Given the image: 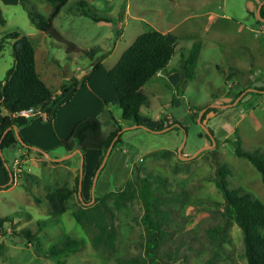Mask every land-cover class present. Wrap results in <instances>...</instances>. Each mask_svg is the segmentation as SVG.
<instances>
[{"label": "rangeland", "instance_id": "374dc122", "mask_svg": "<svg viewBox=\"0 0 264 264\" xmlns=\"http://www.w3.org/2000/svg\"><path fill=\"white\" fill-rule=\"evenodd\" d=\"M26 1L25 5L19 0H0V37L13 30L28 37L35 50L36 70L53 91H61L66 77L84 72L92 59L102 57L101 66L90 76V88L95 91L101 85L106 105L100 108H108L123 127L121 140L107 155L103 169H99L93 190L97 152L84 153L82 198L76 189L69 207L60 214L52 212L45 194L63 183L74 188L80 165L78 153L65 156L68 151L57 143V139L66 138L60 128L66 120L60 112L65 114L75 103L76 115H99L104 130L114 128L112 120L94 100L90 101L83 87L71 104L58 108L57 119L48 122L32 118L28 124L16 127L27 145L64 158L52 163L54 160H43L45 157L18 144L0 149V183L5 181L3 167L9 174V185L0 186V216L12 215L13 229L27 226L35 231L37 223L41 225L36 237L28 242L9 232L12 228L6 222V233L0 232V242L5 245L0 264H247L240 229L227 220L224 199L214 178L218 162L227 163L231 171L228 185L242 186L264 204L260 172L247 159L233 154L230 143L225 141L238 135L243 148L264 150V95L246 93L252 88L247 86L264 78V21L256 22V3L260 0H85V8L108 15L110 22H95L77 13L78 0H67L52 23L64 39L78 47L70 52L66 43L48 36L30 21L27 7L48 17L54 11L52 3ZM170 24H175L170 30L176 36L175 53L166 69L141 86L147 101L138 112L152 120L144 127L127 124L112 101L115 90L105 71L137 34L148 27L160 30ZM194 41L201 44L196 75L185 81L179 71L181 55ZM12 43V39L4 42L0 50V78L13 63ZM90 48H95L93 55L83 53ZM89 72L79 79L87 78ZM244 90L235 104L220 106L223 108L219 112L207 114L203 123L213 130L215 142L191 156L211 142L198 134L204 129L192 120L195 109L207 103H230L237 97L235 93ZM160 121L165 126L155 128ZM176 121L185 129L179 128ZM183 130L186 136L181 155L186 158L177 152ZM27 172L37 178L32 179ZM128 183L135 187L136 197L114 210V248L96 250L90 243V233L74 219L71 209L79 203L91 204L95 197ZM153 203L163 215L155 236L146 224L147 216L159 218ZM42 220L47 223L43 225ZM65 235L82 240L77 251L53 258L44 253Z\"/></svg>", "mask_w": 264, "mask_h": 264}, {"label": "trees", "instance_id": "16d2710c", "mask_svg": "<svg viewBox=\"0 0 264 264\" xmlns=\"http://www.w3.org/2000/svg\"><path fill=\"white\" fill-rule=\"evenodd\" d=\"M19 1H22L25 5L28 3L27 1L25 2V0ZM47 1L54 6L52 14L45 17L40 12H33L30 7H27L30 21L48 36L66 43L68 52L78 50V47L73 42L64 39L62 35L56 31L52 23L53 17L67 0ZM75 4L77 13L87 16L95 22L111 21L108 15L99 14L89 7L85 8V0H78ZM257 4L258 2L256 6ZM259 15L264 17V3L259 9ZM261 21L264 20L256 16V22L260 23ZM10 39L13 40V63L5 70L4 76L0 78V149L12 144H18L28 151L34 150L36 152L35 154L44 158L45 156L42 152L29 147L24 139L23 143L19 142L15 135L13 126L20 127L26 125L30 122L31 118L28 119L13 114L20 108L30 105L37 106L48 113L49 116L47 121L49 122L51 118L55 116L58 102L70 89H75L82 79L77 78L75 75L69 77L66 82L61 84L60 93L55 94L52 88L41 78L36 70L35 50L28 37L17 30L5 32L0 37V50L4 47L3 43ZM175 46L176 36L171 31L164 32L153 27H148L137 34L131 44L121 53L117 61L110 68L106 69L107 78L115 90V96L112 101L119 106L120 118L126 121L125 123L141 125L152 120L150 117L141 115L138 112L140 105L147 101V96L142 92L141 86L158 72L166 69L169 60L175 53ZM200 48V42L194 41L187 51L181 55L179 71L181 77L184 78L185 81L196 75V65ZM94 52L95 48L83 51V53L88 55H93ZM101 58L91 60L89 64L90 72L86 77L101 66ZM231 68L240 71L236 67ZM247 87H252L253 89H250L246 93L264 95V78H262L260 83L251 84ZM239 93L240 91L235 93L233 95L234 98L238 96ZM233 99H231V101ZM203 107H206V109L201 114L202 122L209 112H219L223 108L220 106H211L207 103L195 109L191 115L192 120L197 121L198 112ZM101 111L108 113V118L112 120L114 128L104 130L103 120L100 119L99 115H88L79 118L73 124L66 138L57 139L58 145L64 147L66 151L79 147L83 153L87 150L98 152V158L93 169V176L111 140L123 127V125L111 114L108 108H102ZM176 122L179 124V128L185 129V127H181L182 125L178 121ZM161 123L160 121L155 128L165 126ZM208 129L213 135V130L210 127H208ZM198 134L205 135L208 141H211L205 130H201ZM121 135L122 132L117 135L108 155L111 154L112 150L121 140ZM225 141L230 143L233 154L247 159L260 172L261 181L264 183V150L259 147L253 149L243 148L238 135L232 139L225 138ZM45 158L43 160H52ZM51 162L54 163L55 161ZM0 164L2 165L1 158ZM101 170L98 172L97 178ZM3 171L5 174V181L0 183V186H8L9 174L5 167H3ZM77 171L79 172L78 168ZM230 172L227 163L218 162L214 182L224 199L223 212L227 220L231 223H235L240 229L246 263L264 264V204L259 198L253 196L250 191L245 190L242 186H229L227 176ZM10 173L13 175V171H10ZM27 174L29 177H32V179L37 178L36 175L31 172H27ZM78 176L79 173L75 175L74 188L63 183L45 194V198L48 200L53 213L60 214L69 207V200L73 192L78 188ZM135 197V187L128 183L124 188L110 190L100 197H95V201L91 204L79 203L71 209V214L81 227L90 233V243L96 250H111L114 248L117 235L113 224L115 215L114 210L127 205ZM33 198L36 202L39 201V198L35 195ZM153 207L154 211L159 214L160 211L154 203ZM162 217V214H159V218L154 220L148 216L146 217V224L152 236H155V230L160 229ZM6 222L9 223L12 228L9 232L14 234V236L20 235L24 237L28 242L36 237V232L41 226L40 222H38L39 228L35 231L27 226L13 229V216L4 215L0 216L1 233H6ZM46 223L45 220H42L43 225ZM81 244L82 240L80 238L65 235L57 243L52 244L43 251L49 257H60L70 252L77 251ZM4 252L5 245L0 242V254Z\"/></svg>", "mask_w": 264, "mask_h": 264}, {"label": "water", "instance_id": "95a60500", "mask_svg": "<svg viewBox=\"0 0 264 264\" xmlns=\"http://www.w3.org/2000/svg\"><path fill=\"white\" fill-rule=\"evenodd\" d=\"M263 3H264V0H260V1L258 2L257 6H256V15H257V17H259V19H261V20H264V17L259 15V9H260V7L263 5ZM88 70H90V68L87 69V70H85L84 72H80V73H78V74L76 75V77H77V78H80V76H81L83 73L88 72ZM248 89H253V88H248ZM244 92H245V90L242 91V92H240L239 95H238V96H237L232 102H230V103H227V104H211V106H226V105H233V104L236 103L237 99H238V98H239ZM205 109H206V107H203V108L198 112V115H197V122L201 125V127H202V128L206 131V133L209 135V137H210V139H211V142H210L209 144L203 146L202 148L198 149V150H197L196 152H194L191 156H194L199 150H201V149H203V148H210L211 146H213V144H214V142H215V141H214V137H213V135L211 134V132L209 131L208 127H207V126L201 121V114H202V112H203ZM136 125H137V124H134V123H133V126H136ZM139 126H143V127H144L143 124H141V125H139ZM13 128H14V131L16 132V135H17L16 137H17L18 141L21 142V143H23L24 141H23L22 137L17 133V131H16V127L13 126ZM165 128H167V127H165ZM183 131H184V130H183ZM119 132H120V130L117 132V134H116V135L113 137V139L111 140V142H110V144H109V146H108L106 152L104 153V156H103V158H102V160H101L99 166H98V167L96 168V170H95V173H94V176H93V179H92V183H91V189H92V190L94 189L95 180H96V176H97V174H98V172H99V169L103 166V164H104V162H105V159H106V157H107V155H108V152H109L111 146L113 145V142H114V140L116 139V137H117V135L119 134ZM185 136H186V133H185V131H184V133H183V140L181 141V143L179 144V146H178V148H177L178 156L181 157V158H186V157H188V156H183V155H181V146L184 144V138H185ZM28 146L32 147L33 149L39 150L40 152L43 153V155H44L45 157H47L48 159H52V160H54V161H58V160H61V159L64 158V157H53V156H50V155L48 154V152H47L45 149H42V148L37 147V146H32V145H28ZM74 153H78L79 156H80V165H79V168H78V169H79V172H78V173H79V176H78V188H77V193H78V197L81 199L82 196H81V193H80V189H81V181H82V169H83V162H84V154H83V152L81 151V149H80L79 147H76V148H74L73 150L68 151V153H67L65 156H70V155H72V154H74Z\"/></svg>", "mask_w": 264, "mask_h": 264}, {"label": "crops", "instance_id": "0c3cea01", "mask_svg": "<svg viewBox=\"0 0 264 264\" xmlns=\"http://www.w3.org/2000/svg\"><path fill=\"white\" fill-rule=\"evenodd\" d=\"M175 24H170L167 28H164V29H160L161 31H170L172 29V27L174 26ZM159 30V28H158ZM170 61V60H169ZM169 64V63H168ZM100 67V66H99ZM98 67V68H99ZM97 68V69H98ZM96 69V70H97ZM96 70H94L93 72H95ZM93 72L91 74H93ZM91 74L87 77V78H84L82 79V81L79 83V85L76 86L75 89H70L69 92L58 102L57 106H56V111H55V116L52 119H57L58 116H57V110L58 108L64 104V103H69L71 104L72 100H73V97L75 96V94L78 92L79 88H87L85 89V92L88 91V95L90 96V101L94 100V103H97L98 107L100 110H102L101 105L102 104H106V101L104 100V96H102L100 90H99V87L101 86L100 84L97 86L96 89H94L95 91H93L90 86L93 85L90 83V76ZM66 80H68V78L66 77L65 78ZM60 90H57V91H54L55 94H58ZM78 101V100H77ZM77 105L78 104H71L68 109H66V113L63 114L60 112L59 115H63V117L65 118L66 122H65V125L61 126L60 128L64 129V132L66 133L65 135L67 136L73 126V124L81 117L83 116H80V115H76L75 112H76V108H77ZM99 110V112H100ZM93 115V114H92ZM74 116V117H73ZM88 116V115H86ZM76 117V118H75ZM0 119H1V115H0ZM50 120V121H51ZM42 121V120H41ZM49 121V122H50ZM66 151V150H65ZM25 150L23 151V154H24ZM85 153V152H84ZM83 153V154H84ZM27 151H26V155H27ZM75 154V153H74ZM97 158H98V152H97ZM96 158V160H97ZM19 169H21V166H18Z\"/></svg>", "mask_w": 264, "mask_h": 264}, {"label": "built area", "instance_id": "2783aa9c", "mask_svg": "<svg viewBox=\"0 0 264 264\" xmlns=\"http://www.w3.org/2000/svg\"><path fill=\"white\" fill-rule=\"evenodd\" d=\"M13 115L15 116H21L24 118H38L39 120L42 121H47L48 120V113L46 111H43L37 106H27L20 108L17 112H15Z\"/></svg>", "mask_w": 264, "mask_h": 264}]
</instances>
